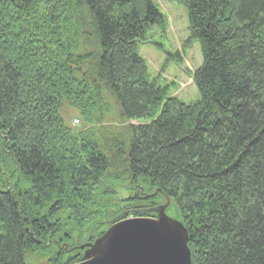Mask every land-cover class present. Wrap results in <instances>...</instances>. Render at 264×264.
<instances>
[{
	"label": "trees",
	"instance_id": "obj_1",
	"mask_svg": "<svg viewBox=\"0 0 264 264\" xmlns=\"http://www.w3.org/2000/svg\"><path fill=\"white\" fill-rule=\"evenodd\" d=\"M169 1L201 45L192 104L139 56L154 0H0V264H70L59 245L127 216L126 182L138 218L170 201L192 264H264V0Z\"/></svg>",
	"mask_w": 264,
	"mask_h": 264
},
{
	"label": "rangeland",
	"instance_id": "obj_2",
	"mask_svg": "<svg viewBox=\"0 0 264 264\" xmlns=\"http://www.w3.org/2000/svg\"><path fill=\"white\" fill-rule=\"evenodd\" d=\"M158 9H160L166 25L164 28H154V30L148 32V40L146 43L139 47V56L145 59L147 68L149 69L150 78L160 83V85L170 90V96L178 100L185 102L186 104H192L197 102L200 98V93L195 86L193 75L202 67L203 54L201 51L200 42L190 40V31H188L189 20L187 18V11L177 2H171L169 0H154ZM114 114V117L112 116ZM61 116L64 119L66 125L70 127L72 133H82L84 130H88L84 123L83 117L80 116L79 111L68 105L61 111ZM111 119L106 124L108 127H114L113 125L119 122L115 113H111ZM112 118H115L113 120ZM79 119V124L74 123ZM132 125L138 124L137 121L131 122ZM116 196L118 199L113 202L121 209L126 207L125 218L113 217L112 221L115 223L112 225L102 224L99 228L90 230V233H96L97 236L93 240L84 239L80 242V246L74 248L68 246V243L59 245L58 248L62 250L63 258H73L70 264H80L84 261V255L87 251L82 249V246L88 243H93L99 236H103L105 231L116 225V223L127 220V218H135V211L138 206H126L125 198L133 192L130 185L118 184ZM124 199V200H121ZM127 199V198H126ZM139 206L141 208L137 211L143 212L147 209L146 205ZM136 207V208H133ZM169 215V214H168ZM173 218L171 215H169ZM27 264H48V259L42 253L31 254L26 257Z\"/></svg>",
	"mask_w": 264,
	"mask_h": 264
},
{
	"label": "water",
	"instance_id": "obj_3",
	"mask_svg": "<svg viewBox=\"0 0 264 264\" xmlns=\"http://www.w3.org/2000/svg\"><path fill=\"white\" fill-rule=\"evenodd\" d=\"M169 203L153 210L156 219H127L110 227L86 245L80 264H192L188 229L167 216Z\"/></svg>",
	"mask_w": 264,
	"mask_h": 264
},
{
	"label": "snow or ice",
	"instance_id": "obj_4",
	"mask_svg": "<svg viewBox=\"0 0 264 264\" xmlns=\"http://www.w3.org/2000/svg\"><path fill=\"white\" fill-rule=\"evenodd\" d=\"M7 71H8V70H7L5 67L0 66V82L3 81L4 76H5V73H6Z\"/></svg>",
	"mask_w": 264,
	"mask_h": 264
}]
</instances>
